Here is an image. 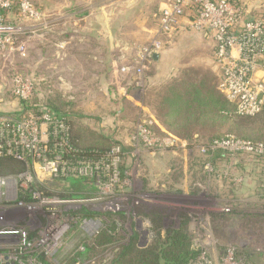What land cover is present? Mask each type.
<instances>
[{"label": "rangeland", "instance_id": "obj_1", "mask_svg": "<svg viewBox=\"0 0 264 264\" xmlns=\"http://www.w3.org/2000/svg\"><path fill=\"white\" fill-rule=\"evenodd\" d=\"M51 1L54 4L60 3L58 0ZM64 33L69 35L68 32ZM54 38L45 35L41 42L37 35L21 33L17 37V42L25 44L26 55L22 56L16 50L1 53L0 90L6 95L11 89L13 77L17 74L23 76L27 74L28 77H31L32 73L38 74L46 80L44 100L55 102L64 112L70 114L69 119L73 129L81 133L86 146H110L119 141L125 147L129 145L133 147L129 153L123 151V160L119 164L120 174L116 183H113L107 171H104L103 177H98L97 182L93 185L89 184L90 186L85 189V193L94 194L93 198L66 199L73 202V206L70 204L72 207L67 206L66 209L81 208L86 204L101 211L120 212L118 216L124 218L123 230L128 236L134 230L139 237L140 246H145L151 241L153 224L141 213L157 210L164 212L165 229L179 228L182 219L180 215L186 214L189 218L188 231L193 238L194 247L200 246L202 249V254L195 264H232L225 261L222 256L231 248L233 251H236V248H249L255 252L256 257L261 253L260 262L264 264V197L259 189L262 187L263 176L261 165L249 162L247 155L220 159L217 164L220 170L227 169L228 175L232 172L244 179L238 185L228 186L224 184L226 182L223 176L216 177L206 169L202 172L200 164L196 163L201 157L197 147L200 143H194L190 153L179 148L173 151L167 149L152 156L141 151V148L134 147L130 140L131 132L137 128L138 123L152 116L160 125L159 127L154 122L159 130L158 134H161L157 135L159 138L175 136L168 129L178 134L191 131L201 139H206L205 135L209 133L238 134L236 131L229 132V128L225 127L206 129L202 124L185 123L183 117L173 121L169 116L170 107L167 104L162 106L172 89L174 87L176 89L177 82L185 79H192L197 86L200 84V79H210L211 81L206 82V85L216 87L220 81L219 67L215 64L216 70H212L206 65L197 64L186 69V72L183 70L178 73L176 76L178 78L174 77V80L161 83L160 86L149 87L146 82V70L141 77L143 79L141 83H136L137 68L140 67L138 62L134 68L125 66L127 71L123 72L133 77V84L127 82L124 74L117 76L116 80L111 78L101 82L97 78V71L100 68L91 64L86 66L90 63L88 60L84 62L76 57V61H73L67 57L56 64L54 57L57 46L54 45ZM79 66L81 67L78 71ZM217 90L218 94L226 98L218 88ZM126 92L129 98L124 95ZM19 102L12 95H9L6 101L10 105L9 108L16 107ZM142 105L148 106L152 114L143 110ZM222 130L223 132H219ZM93 133L95 136L91 135ZM175 137L182 142L188 141ZM212 166L214 169V165ZM204 175L207 178H204ZM37 177L45 181L55 192L67 194L77 188L67 179L54 180L48 171L38 169ZM220 181H223V184ZM15 204H17L15 200L1 201L0 213L4 212L8 217L13 216L16 219L20 217V221L14 220L19 221L16 225L24 228L25 225L20 222L28 219L30 213L25 209H17ZM31 206L35 208L33 209L36 211L35 214L45 210L39 205ZM235 210H239V213ZM93 220L97 225L94 229L87 230L89 233L80 221L75 220L64 228L60 226L50 236V240L42 241L40 236L29 250L43 249V247L53 250V244L61 243L60 254L65 255L79 246L87 235H91V232L96 234L100 231L103 222L99 219ZM29 226L26 225L28 231L31 227ZM31 228L38 231L37 226ZM7 245H16V241L12 243L7 240L0 241V247ZM1 254L3 253L0 252V260L5 259L4 254ZM9 255L6 261L15 256ZM101 255H98L95 264L103 263V255ZM51 258L61 264L59 259L62 256L58 255L57 251ZM235 258L239 260V264H248L245 258L238 255L233 258V263H236Z\"/></svg>", "mask_w": 264, "mask_h": 264}, {"label": "built area", "instance_id": "obj_2", "mask_svg": "<svg viewBox=\"0 0 264 264\" xmlns=\"http://www.w3.org/2000/svg\"><path fill=\"white\" fill-rule=\"evenodd\" d=\"M188 10L192 12V17L185 22L183 17ZM244 13L242 7L232 0H168L160 10V22L154 37L148 46L141 49L136 83L143 80L141 77L153 55L170 45L186 26L197 31H208L213 34L216 42L214 60L221 74L218 89L235 105L236 114L255 116L264 108V18L245 19ZM52 27L51 15L40 8L36 0H0V55L7 50H16L25 56L26 47L23 42H17L18 35L25 32L42 38L52 30ZM58 45L62 46L63 43ZM126 71V68H122V72ZM36 81L35 77L15 75L9 89L11 95L19 101L29 100L34 94ZM3 94L4 91L0 90V106L4 104ZM151 125H154L152 118H145L138 123L131 137L134 147L141 148V151L152 156L167 149L173 151L182 148L186 153L191 152L192 146L188 142H182L175 136L159 138L151 131ZM67 134L66 123L48 112L41 111L39 114L31 112L22 117L0 116V155L15 156L27 164L31 161L35 169L48 171L52 176H95L94 169L99 168V163L94 167L90 161L72 163L65 158L72 151ZM197 147L201 154L206 155L221 150L230 157L239 155L262 157L261 163L264 165V143L241 139L235 135H226L199 144ZM105 156L109 163L103 164L105 165L103 168L110 180L116 183L123 151L120 146H115ZM205 169L209 173L214 171L210 162L206 163ZM218 171L227 175V169ZM234 180L239 184L244 179L235 176ZM32 181L33 176L28 172L18 178L0 176V203L3 200L6 202L15 200L17 209H25L30 213L28 219L20 222L25 225L24 228L16 225L20 217L17 218L19 221H16L15 217L0 213V241L7 240L9 243L16 241V245L0 247L9 249L6 253L2 252L5 259L10 257L9 254L15 255L16 258L13 249L18 247L23 251H33L29 249L40 236L42 241L50 240V236L60 226L64 228L68 223L75 221L65 213L67 206H73L72 201L45 196L39 191L32 193L35 202L18 200L20 188L27 189V185ZM262 186L264 187V176ZM31 205H39L45 210L35 214L36 211L33 210L35 208ZM80 223L86 232L97 225L96 221L89 218L80 220ZM26 225L38 227L35 238H30ZM31 227L30 230H36ZM92 233L87 236H92L94 234ZM52 246L53 250L49 247L42 249L50 257L56 251L58 255L65 257L73 250L64 255L60 254L61 243ZM235 255L231 248L222 256L225 261L239 264L236 258V263L232 261Z\"/></svg>", "mask_w": 264, "mask_h": 264}, {"label": "trees", "instance_id": "obj_3", "mask_svg": "<svg viewBox=\"0 0 264 264\" xmlns=\"http://www.w3.org/2000/svg\"><path fill=\"white\" fill-rule=\"evenodd\" d=\"M31 77H35L37 80L33 96L27 101H20L12 109L6 103L9 95H11L10 90L7 91L6 95L4 92V104L0 106V116L22 117L31 112L39 114L41 111L53 114L58 119H62L68 127L67 140L72 151L65 158L72 163L82 160L90 161L94 164V167L96 163H99V168L94 169L95 176L93 177H75L72 175L53 176L52 178L54 180L67 179L73 185L77 186L74 192L72 191L67 194L52 191L45 181L37 177L38 170L33 167L31 161L27 164L15 156L0 155V176L18 178L23 173H30L33 176V181L27 189L20 188L18 197V200H23L28 203L35 202L32 198L34 191H39L45 196L58 197L65 200H89L93 198L94 194L89 192L85 193V189L90 186L89 184L93 185L97 182L96 179L98 177H103L102 174L105 173L103 164L107 165L109 163L105 155L115 146H120L122 151L128 153L132 151L133 147L131 145L125 147L119 141H116L110 146H86L83 142V137L80 135L81 133L73 129V124L69 119L70 114L64 112L55 102H46L44 100L46 93L44 84L46 80L34 73H32ZM209 81L211 80L206 78L200 79L198 86L192 82V79L177 82L176 89L175 87L172 89V92L165 98V103L162 104V106L167 104L170 107L169 116L172 120L176 121L179 117H183L185 123L202 124L206 129L207 127H212V129L214 127H225L226 129L229 128V132L236 131L238 134L235 136L238 138L264 143V108L255 116L238 115L235 112V105L218 94L219 91L215 86L206 85V82ZM150 129L154 134L161 135L158 134L159 130L155 125H151ZM135 130L136 128L132 130L131 137L135 133ZM168 131L175 136L188 140L187 142L190 146H193L194 143L202 144L225 137L226 135H234L232 133L224 135L222 133H209L205 135L207 136L206 139H201L199 135H194L191 131L185 134L175 133L171 129H168ZM219 132H223V130ZM91 135L95 136V133ZM200 156L196 163L200 164L202 172L205 171L204 166L206 163L210 162L214 165L212 174L216 177L218 175L223 176V180L226 182L224 183L225 185H238L234 180L235 176H237L236 174L231 172L229 175H225L218 171L220 170L217 166L218 161L229 158V155L218 150L213 154H200ZM246 158L251 163L256 162L258 165H261L264 176V165L261 163L263 158L252 156H246ZM123 175L125 174L123 173ZM204 178H207L206 175H204ZM220 182L223 184V181ZM259 189L264 197V187L262 186ZM235 212L239 213V210H235ZM65 213L78 221L84 218L99 219L103 222V225L100 231L92 236H87L71 253L60 258L61 264H95V261L101 254L103 255L102 264H195L202 254L200 246L198 248L194 247L193 238L188 231L189 218L186 214L180 215L182 219L179 228L165 229L163 224L165 218L164 212L157 210L151 213H141L144 218H149L153 224L151 241L145 246H140L139 237L134 230L130 236L123 230L124 218L118 216V214H121L120 212L101 211L84 204L81 208H71L66 210ZM29 234L30 238L37 236L35 230L29 229ZM8 251L9 249L0 248V252L6 253ZM13 253L17 255L16 258L8 259L7 261L6 259H2L0 260V264H58L42 249L23 251L22 248L18 247L13 249ZM235 253L245 258L248 264H261V253H258V257H256L255 252L249 248H236Z\"/></svg>", "mask_w": 264, "mask_h": 264}, {"label": "crops", "instance_id": "obj_4", "mask_svg": "<svg viewBox=\"0 0 264 264\" xmlns=\"http://www.w3.org/2000/svg\"><path fill=\"white\" fill-rule=\"evenodd\" d=\"M58 1L60 3L54 4L51 0H36L37 5L53 19L52 30L46 35L55 37L54 45L58 47L54 57L56 64L67 57L73 61H76V57L84 62L88 60L90 63L86 66H98L100 69L97 71V78L106 82L123 75L122 68H126L125 66L134 68L138 63L141 49L154 37L160 22L159 12L168 0ZM235 1L244 10L245 19L264 18V0ZM191 17L192 12L188 10L183 20L186 22ZM64 32L69 35H64ZM40 41L43 42V39L40 38ZM59 43L63 45H58ZM215 47L216 42L211 32L197 31L186 26L170 45L149 60L146 68L147 84L149 87L160 86L197 64L216 70ZM124 75L127 82L133 84V77ZM218 85L216 84V89ZM124 95L129 98L127 92ZM141 108L152 114L148 106L142 105ZM152 119L153 124L155 122L160 127L154 116Z\"/></svg>", "mask_w": 264, "mask_h": 264}]
</instances>
